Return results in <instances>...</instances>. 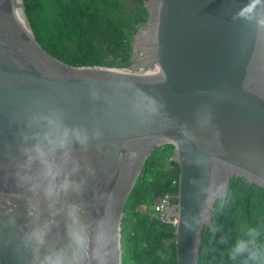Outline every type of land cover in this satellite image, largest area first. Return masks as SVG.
Wrapping results in <instances>:
<instances>
[{
  "label": "water",
  "instance_id": "95a60500",
  "mask_svg": "<svg viewBox=\"0 0 264 264\" xmlns=\"http://www.w3.org/2000/svg\"><path fill=\"white\" fill-rule=\"evenodd\" d=\"M263 2L147 0L118 70L57 62L0 0V264H121L126 202L164 145L176 264H198L230 181L264 188Z\"/></svg>",
  "mask_w": 264,
  "mask_h": 264
},
{
  "label": "trees",
  "instance_id": "16d2710c",
  "mask_svg": "<svg viewBox=\"0 0 264 264\" xmlns=\"http://www.w3.org/2000/svg\"><path fill=\"white\" fill-rule=\"evenodd\" d=\"M146 1L22 0V4L31 33L57 62L124 70L132 64V38L147 19ZM174 149L164 145L153 152L129 195L120 224L121 264H176L174 226L162 223L154 212L164 195L176 204L180 170L172 161ZM214 219L219 230L204 229L198 264H240V259L229 258V252L240 226L264 231V188L232 179L216 204Z\"/></svg>",
  "mask_w": 264,
  "mask_h": 264
},
{
  "label": "clouds",
  "instance_id": "9594fccd",
  "mask_svg": "<svg viewBox=\"0 0 264 264\" xmlns=\"http://www.w3.org/2000/svg\"><path fill=\"white\" fill-rule=\"evenodd\" d=\"M218 230L213 226V231ZM237 232L229 258L233 261L240 259V264H264V231L257 227L242 225Z\"/></svg>",
  "mask_w": 264,
  "mask_h": 264
},
{
  "label": "built area",
  "instance_id": "2783aa9c",
  "mask_svg": "<svg viewBox=\"0 0 264 264\" xmlns=\"http://www.w3.org/2000/svg\"><path fill=\"white\" fill-rule=\"evenodd\" d=\"M159 69L157 67H155L153 70H146L145 73H155L157 72ZM173 197L169 196V195H164L163 197H161L158 202L156 203V205L154 206V212L156 215L159 216V219L162 223L166 224V223H169L173 226L176 225L177 223V219L176 217H172L171 215L169 216L167 214V210H168V207L171 204V201H172ZM175 199V197H174Z\"/></svg>",
  "mask_w": 264,
  "mask_h": 264
},
{
  "label": "bare ground",
  "instance_id": "6f19581e",
  "mask_svg": "<svg viewBox=\"0 0 264 264\" xmlns=\"http://www.w3.org/2000/svg\"><path fill=\"white\" fill-rule=\"evenodd\" d=\"M19 5H20V12H21V18H22V24L24 26V28L26 29L27 33H29V29H28V26H27V23H26V20L24 19L23 17V11H22V6H21V0H19Z\"/></svg>",
  "mask_w": 264,
  "mask_h": 264
},
{
  "label": "rangeland",
  "instance_id": "374dc122",
  "mask_svg": "<svg viewBox=\"0 0 264 264\" xmlns=\"http://www.w3.org/2000/svg\"><path fill=\"white\" fill-rule=\"evenodd\" d=\"M146 70H147L146 68H141V69H139V70H137V71L131 70L130 72H131V73H136V74H138V75H142V74H146V73H145ZM168 214H171V213L169 212Z\"/></svg>",
  "mask_w": 264,
  "mask_h": 264
}]
</instances>
